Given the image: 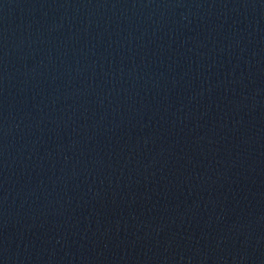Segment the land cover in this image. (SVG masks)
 I'll use <instances>...</instances> for the list:
<instances>
[{"label": "water", "instance_id": "obj_1", "mask_svg": "<svg viewBox=\"0 0 264 264\" xmlns=\"http://www.w3.org/2000/svg\"><path fill=\"white\" fill-rule=\"evenodd\" d=\"M0 264H264V0H0Z\"/></svg>", "mask_w": 264, "mask_h": 264}]
</instances>
